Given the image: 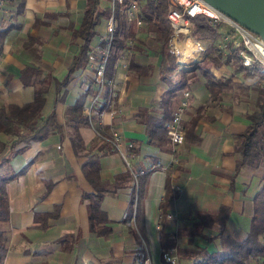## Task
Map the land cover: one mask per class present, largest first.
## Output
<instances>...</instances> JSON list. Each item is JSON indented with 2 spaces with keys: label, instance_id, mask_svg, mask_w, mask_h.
I'll return each instance as SVG.
<instances>
[{
  "label": "crops",
  "instance_id": "obj_1",
  "mask_svg": "<svg viewBox=\"0 0 264 264\" xmlns=\"http://www.w3.org/2000/svg\"><path fill=\"white\" fill-rule=\"evenodd\" d=\"M83 4L84 0H0V29L6 28L0 47V103L21 104L31 98L32 86L22 84L19 78L24 65L34 63L30 49L23 47L29 36L40 39V65L50 67L56 78L64 74L81 41L71 36V30L81 19ZM109 5L110 0H99L97 4L99 9ZM104 19L94 26L90 49L97 43ZM134 26L138 30L143 22ZM187 38L192 44L185 56L187 66L177 61V72L162 73L161 78L159 55L153 54L149 37L136 32L131 43L137 48L122 52L127 57L124 67L115 65L114 87L107 105L98 112L95 106L92 109V119L102 135L116 131L123 141H131L136 146V158H129L131 166L146 169L155 161L160 163L159 167L147 171L140 203V231L135 229L133 219L123 220L131 181L114 192L104 193L100 200L110 221V232L106 236L97 235L88 228L86 200L81 192L91 191V186L81 171V164L88 155L107 146L111 150L97 157L98 178L111 180L127 169L119 152L96 136L88 123H74L65 113L64 107L71 105L78 94L90 89L84 104L94 90L92 67L85 63L72 72L61 100H54L52 82L45 92L41 110L43 113L55 111L61 123L60 133L53 132L31 142L9 159L12 170L27 161L30 164L4 185L10 232L0 264H135L141 255L138 235L156 262L161 250L158 225L163 194L170 200L161 227L176 233L173 246L179 254L199 256L202 252L219 251L227 237L235 241L244 238L251 221L252 196L261 183L263 166H242L234 172L236 155L232 134L241 131L249 121L245 114L254 108V89L250 83L255 78L244 77L242 71L235 70L236 65L230 66L221 60L214 64L201 55L196 41ZM168 52L173 56L169 48ZM149 59L153 60V66L148 74L136 75L127 67L129 60L144 64ZM198 66L206 68L214 77L229 76L239 86H232L222 92L221 98L204 105L193 125L194 133L199 135L197 143L169 142L164 148L148 143L137 114L139 109L144 107L157 113L155 110L159 107L151 102L159 100L167 82L177 83L193 77ZM184 71L187 75L182 77ZM184 90L188 91V98L180 114L182 126L194 115L195 108L209 99V91L203 84ZM180 96L178 92L174 108ZM100 101H104L103 95ZM46 186L47 192L43 194ZM219 205L228 207L224 222L209 216ZM55 206L56 215L50 216L48 213ZM42 220L44 226L40 225ZM208 244L212 245L211 249L207 248Z\"/></svg>",
  "mask_w": 264,
  "mask_h": 264
},
{
  "label": "trees",
  "instance_id": "obj_2",
  "mask_svg": "<svg viewBox=\"0 0 264 264\" xmlns=\"http://www.w3.org/2000/svg\"><path fill=\"white\" fill-rule=\"evenodd\" d=\"M98 1L84 0L81 9V19L71 30V36L73 38L78 37L81 41L78 43L76 52L60 78H56L51 73L50 67L40 65L38 62L40 39L30 36L26 38L23 42V47L30 49L32 62L34 63L24 65L20 70L19 78L22 84L32 86L31 98L21 104L0 103V262L6 252L10 232L4 185L6 181L23 173L30 164V161H27L18 169L12 170L8 166L9 159L23 151L31 142L41 140L53 132L60 133L61 123L57 121L55 111L51 109L48 113H43L41 110L45 92L52 82L54 100H61L65 92V85L70 80L72 72L83 67L87 62V55L90 51L89 41L95 34L94 26L101 18H106L110 12L109 6L99 9L97 6ZM135 2V14L143 22V26L138 28V30L134 26L133 19L127 17L126 10L130 0H121L120 3H113V34L105 64V76L112 77L117 58L124 50L137 48L136 46L133 47L131 43L135 38L136 32L148 36L152 43L153 54L159 55L162 69L161 78L162 73L173 75L177 72V65L174 62V57L168 52L172 33L165 16V0H135ZM220 27V24L214 26L210 24L207 17L198 14L191 18L190 37L198 43L201 55L211 59L215 62L214 64H218L217 62L221 60L224 64L236 65L235 70L242 71L244 77L255 78L250 83L254 89V108L245 114L249 121L241 131L232 134L233 151L236 155L234 172L242 166L256 167L262 165L263 173L261 175V183L252 196L251 221L244 238L240 241H235L227 237L224 243L225 248L208 253L202 252L201 255L206 259H226L246 264L251 255H257L261 251L258 236L264 228V67L255 62L244 66L239 63L233 51L223 53L222 50L217 49L215 44ZM5 31L6 28L0 29V47ZM152 66V59L147 60L144 64L129 60L127 64V67L134 70L136 75L148 74ZM198 68V72L189 79L184 78L177 83L167 82V87L162 92L159 100L151 102V104L156 103V106L159 107V110H155L157 113L151 112L149 111L150 109L147 110L144 107L139 109L137 114H140V120L143 122L144 133L148 143L155 144L159 148H164L165 144H169L170 140L166 132V123L171 117L174 108L173 103L178 92L181 93L182 90L198 84L205 85L209 91V99L206 103L197 106L194 115L184 122L182 126V142L188 145L199 141V135L194 133L193 125L200 116V111L204 105L209 104L211 100L221 98L222 92L232 86H239V83L232 81L229 76L214 77L206 68L201 66H198ZM186 74V71L181 73L182 77ZM110 91L107 90L103 94L104 101H100L95 105L96 112L105 108L111 95ZM88 92H90V89H85L77 95L71 105L64 107L68 120L80 124L87 123L86 115L82 112V104ZM109 150L111 149L105 146L98 153L88 155L87 159L81 164V171L91 186V191L81 192V197L86 200L88 228L95 234L103 236H106L111 230L110 221L100 206L103 194L114 192L118 187L125 186L131 181L128 171L115 174L111 180H100L98 178L97 157L99 154ZM137 152L136 146L133 145L128 148L127 155L132 156L137 154ZM139 167L140 165L132 166L135 170ZM146 175L147 171L136 175L135 184L132 183L130 186L129 203L123 217V220H128L131 218L133 211V220L137 231H140V203L144 196ZM47 188L46 186L43 194L47 192ZM167 190L169 188L165 184V191ZM169 200L170 197L163 194L159 201L158 236L161 249L173 246L174 236L176 235V233L165 231L161 227ZM227 211V206L219 205L215 211L209 213V216L213 220L224 222ZM48 214L55 216L56 206ZM40 225L44 226L45 221L42 220ZM139 252L141 253V250ZM217 255L220 257L216 258Z\"/></svg>",
  "mask_w": 264,
  "mask_h": 264
},
{
  "label": "built area",
  "instance_id": "obj_3",
  "mask_svg": "<svg viewBox=\"0 0 264 264\" xmlns=\"http://www.w3.org/2000/svg\"><path fill=\"white\" fill-rule=\"evenodd\" d=\"M120 3L121 0H110V12L104 19L103 30L98 34L97 43L90 49L87 55V62L92 67L91 76L94 81V90L88 95L86 102L82 106V112L86 115L87 123L92 128L94 134L108 143L112 149L119 152L124 161L125 167L130 174L131 182L135 184L136 175L160 166L158 161L148 165L146 169L132 168L129 158H136V154L128 156L126 149L132 147L131 141H123L119 133L112 131L107 136L102 135L94 120L92 119V109L100 102L102 95L107 90H113V77H107L104 74L105 64L108 56V49L113 34V3ZM166 11L165 16L171 27V42L169 50L176 43L190 37L191 18L195 15L202 14L207 17L210 24H220L219 33L216 38V48L222 50L223 53L233 51L238 58L240 64L244 66L250 65L252 62L258 63L264 67V40L256 33L248 30L238 24L228 16L222 14L213 6L204 0H165ZM136 2L130 0L127 7V17L132 18L135 25H139L141 20L135 14ZM196 44H194V48ZM127 63V57L120 55L116 64L124 67ZM177 64V63H176ZM188 91L182 90L180 99L171 113L170 119L166 123V132L169 136L171 144H179L182 142L183 128L180 123V114L187 105ZM133 219V211L131 215ZM141 247V255L137 258L135 264H243L226 259L212 260L206 259L199 255H181L176 251L175 246L160 250V259L153 262L147 244L138 235ZM261 251L254 256H250L246 264H264V228L258 236Z\"/></svg>",
  "mask_w": 264,
  "mask_h": 264
},
{
  "label": "water",
  "instance_id": "obj_4",
  "mask_svg": "<svg viewBox=\"0 0 264 264\" xmlns=\"http://www.w3.org/2000/svg\"><path fill=\"white\" fill-rule=\"evenodd\" d=\"M264 40V0H204Z\"/></svg>",
  "mask_w": 264,
  "mask_h": 264
},
{
  "label": "rangeland",
  "instance_id": "obj_5",
  "mask_svg": "<svg viewBox=\"0 0 264 264\" xmlns=\"http://www.w3.org/2000/svg\"><path fill=\"white\" fill-rule=\"evenodd\" d=\"M150 43H151V41H149ZM185 42H188V44H190V46L192 45L191 43H190V41H189V39L188 38H186V39H184V40H182L180 43H176L175 45H173L172 47H171V50H172V54H173V57H174V62H177V61H179V59H180V57H181V53H182V50L185 48L184 47V43ZM188 63V62H187ZM185 66V65H184ZM187 75V74H186ZM186 75H184V77L186 76ZM182 76V75H181ZM225 246V244L222 246L221 245V247L223 248ZM211 247H212V245L211 244H208V249H211ZM225 248V247H224ZM220 256L219 255H217L216 256V258H219Z\"/></svg>",
  "mask_w": 264,
  "mask_h": 264
},
{
  "label": "bare ground",
  "instance_id": "obj_6",
  "mask_svg": "<svg viewBox=\"0 0 264 264\" xmlns=\"http://www.w3.org/2000/svg\"><path fill=\"white\" fill-rule=\"evenodd\" d=\"M184 49L182 50V53H181V57H180V62H181V65H185V66H187V60H186V52L188 51V49H189V47H190V45H188V44H185L184 45ZM186 56V57H185Z\"/></svg>",
  "mask_w": 264,
  "mask_h": 264
}]
</instances>
